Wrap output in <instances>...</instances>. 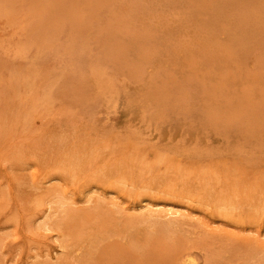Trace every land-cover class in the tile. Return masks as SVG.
I'll use <instances>...</instances> for the list:
<instances>
[{
    "label": "rangeland",
    "instance_id": "1",
    "mask_svg": "<svg viewBox=\"0 0 264 264\" xmlns=\"http://www.w3.org/2000/svg\"><path fill=\"white\" fill-rule=\"evenodd\" d=\"M0 264H264V0H0Z\"/></svg>",
    "mask_w": 264,
    "mask_h": 264
},
{
    "label": "bare ground",
    "instance_id": "2",
    "mask_svg": "<svg viewBox=\"0 0 264 264\" xmlns=\"http://www.w3.org/2000/svg\"><path fill=\"white\" fill-rule=\"evenodd\" d=\"M260 138V137H259ZM151 204V203H150ZM159 206H161V205H159ZM151 207H153V206H151ZM46 208V207H45ZM154 208V207H153ZM156 208H157V206H156ZM155 208V209H156ZM167 209H168V207H167ZM151 210V209H150ZM163 212V211H162ZM166 214H165V216H172V217H176V216H178L179 214V212L178 211H175L174 209L172 210V209H168L166 212H165ZM163 214H164V212H163ZM92 215V214H91ZM86 218V217H85ZM138 221V220H137ZM59 223V222H58ZM60 224V223H59ZM171 225H173L172 223H170V225L169 226H171ZM185 251V250H184ZM181 255V254H180ZM189 255H191V252H190V254ZM189 255L187 256L186 254L184 255V258H186L187 259V257H189ZM178 258H179V256H178ZM181 258V257H180ZM182 260V259H181ZM191 260V259H190ZM191 263H194V261H192Z\"/></svg>",
    "mask_w": 264,
    "mask_h": 264
}]
</instances>
